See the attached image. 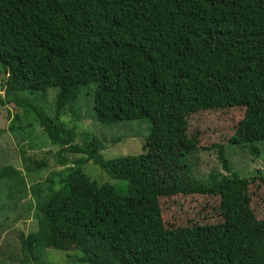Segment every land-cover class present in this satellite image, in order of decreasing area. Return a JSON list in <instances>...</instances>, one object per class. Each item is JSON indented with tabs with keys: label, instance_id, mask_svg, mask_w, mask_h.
Here are the masks:
<instances>
[{
	"label": "trees",
	"instance_id": "1",
	"mask_svg": "<svg viewBox=\"0 0 264 264\" xmlns=\"http://www.w3.org/2000/svg\"><path fill=\"white\" fill-rule=\"evenodd\" d=\"M1 73L0 106L16 110L11 130L23 131L25 116L60 149L61 165L84 159L32 187L37 230L21 234L20 264H53L51 249L80 252L79 264H264L256 178L238 176L225 157L226 145L258 157L264 141V0H0ZM87 86L97 124L149 122L142 153L105 159L106 140L86 130L77 140ZM50 88L59 90L52 114L40 97ZM231 110L244 113L204 147L227 175L198 183L181 153L167 152L186 117ZM29 161L30 172L47 165ZM90 161L126 181L127 194L91 179ZM2 183L17 207L22 172L0 166ZM194 195L217 199L219 219L183 222Z\"/></svg>",
	"mask_w": 264,
	"mask_h": 264
},
{
	"label": "rangeland",
	"instance_id": "2",
	"mask_svg": "<svg viewBox=\"0 0 264 264\" xmlns=\"http://www.w3.org/2000/svg\"><path fill=\"white\" fill-rule=\"evenodd\" d=\"M3 74H0V87L3 84ZM1 91V90H0ZM59 90L50 88L46 94H41L43 104L54 111L56 96ZM46 97V98H45ZM91 88L83 87L80 93V100L76 109L80 108L83 119L77 123L78 137L82 141V134L86 130L106 140V148L101 152L105 159L121 158L128 155H137L143 152L146 139L150 134V124L147 120L120 122L112 126H102L96 123L94 117V98ZM54 104V106H53ZM81 104V105H80ZM16 110L12 107L0 106V166H13L21 171L25 179L26 197L18 196L17 207L8 197V188L0 184V264H20L23 260L21 234L28 235L36 232L37 221L34 217V210L37 201L32 194V187L38 182H44L48 176L59 174L60 171L73 166L75 158L84 160L83 156H69V162L61 165L57 161L56 153L60 150L47 141L42 129L34 122L31 127L27 118L22 117L23 131L11 130ZM244 111L237 112H202L192 114L185 119L182 139H179L167 154L173 152L181 153L180 166L186 165L187 174L198 183L210 184L226 176L218 153L213 150H206L204 147L210 145L216 135L224 130L225 126H235L242 117ZM22 116V112H19ZM69 119V118H68ZM231 131V129H230ZM199 132L200 134H197ZM219 142V140H218ZM221 142V141H220ZM222 143V142H221ZM225 157L230 167L241 178L255 176L256 180L251 184L250 193L253 204H259L257 213L260 218L264 217V141L257 143L260 149L258 157L250 155L249 150L240 146H225ZM183 152V156H182ZM178 156V155H177ZM29 158L33 161H45L46 166L39 171L30 172L27 167L30 165ZM178 161V162H179ZM177 162V163H178ZM33 165H37L35 162ZM84 172L100 184L111 183L117 191L126 195L128 183L117 181L108 175L93 162H86L83 165ZM261 170L262 175L257 171ZM56 184H58L56 177ZM19 191V190H18ZM188 215L183 219L185 223L199 222L202 217L208 216L210 220H218L219 216L213 214L217 199L201 196H187ZM29 206L33 209L29 210ZM49 260L53 264H79L78 259L82 254L78 251L49 250Z\"/></svg>",
	"mask_w": 264,
	"mask_h": 264
}]
</instances>
